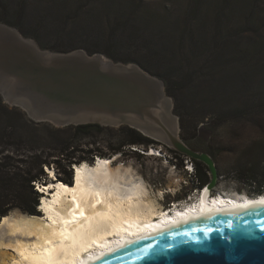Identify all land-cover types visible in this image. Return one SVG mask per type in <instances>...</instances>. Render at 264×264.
<instances>
[{"label":"rangeland","instance_id":"374dc122","mask_svg":"<svg viewBox=\"0 0 264 264\" xmlns=\"http://www.w3.org/2000/svg\"><path fill=\"white\" fill-rule=\"evenodd\" d=\"M152 16H159L161 23L144 32L150 37L157 36L160 55L155 60L142 51L140 58L150 64H182L195 85L206 84L208 88L205 91L198 89L201 96L195 91L193 100L186 97L184 112L192 122L186 131L188 141L182 139L180 119L172 110L171 118L180 127L179 138L192 151L207 153L214 159L219 171L218 184L212 190L214 194L256 196L258 186L249 179L256 177L264 181V0H0V17L39 38L46 47L33 37L28 39L34 40L41 49L59 53L64 52L56 48L78 45L105 49L111 36L117 30L122 32L123 21H139L138 25L126 26L129 34L135 36L137 27H145L142 21L148 22L146 19ZM0 24L19 31L7 22ZM87 24L92 27L86 30ZM225 33L231 38L227 39ZM116 44L115 54L119 56L131 54L135 57L137 54L134 47L120 49L129 46ZM74 51L86 52L83 49ZM220 64L222 67L227 64L226 71L219 74L220 78L214 77L213 69ZM222 76L226 78L225 90ZM168 97L175 108L174 99ZM0 98L11 111L46 125L43 129L46 138L51 134L50 127L65 128L49 121L36 122L24 109L1 95ZM224 119L228 120L223 122ZM194 123L198 125L196 136L193 134ZM120 128L108 127L91 139H84L85 144L97 142L85 150L94 148L109 157L111 148L127 137ZM20 132L28 130L24 126ZM151 140L156 144L148 148L127 147L124 156L114 155L117 161L112 162L113 166L122 164L135 171L164 209L174 203L185 204L200 190H196L197 182L193 181L196 166L193 165L194 172L189 171L192 157L165 140ZM153 149L156 151L151 154ZM158 149L162 152L156 153ZM132 150L138 151L137 154ZM203 166L201 162L200 173ZM49 170L54 172V177L48 175L49 182L55 175L59 178L54 169L46 168V172ZM70 173L68 170L60 177L70 179ZM4 252L0 250V255Z\"/></svg>","mask_w":264,"mask_h":264},{"label":"bare ground","instance_id":"6f19581e","mask_svg":"<svg viewBox=\"0 0 264 264\" xmlns=\"http://www.w3.org/2000/svg\"><path fill=\"white\" fill-rule=\"evenodd\" d=\"M1 28V43L7 39L10 41L14 36L22 38L21 34L14 28L13 30ZM22 40L25 41L26 45L22 54L29 56L30 60L35 57L38 59L40 57L46 59L52 57V54L43 55L41 53V55L37 52V46L34 42L23 38ZM73 55L75 58L72 61L85 62L86 60L81 52ZM96 57L97 59H95ZM96 57L88 58L89 63L96 60L95 62L101 64L102 67L112 64L108 58L99 57L97 54ZM78 65L83 67L91 65L87 67H92V70H95V66L92 64ZM40 66L43 69L39 68ZM44 68H47V64L22 61L16 55V51L10 47L0 49V79L6 81L9 76H12L13 83L17 84L14 93L29 98L35 106V102L37 103L39 99L43 100V96L48 91V86L43 80L44 74L48 71ZM80 69L82 74L77 72L72 64H69V69L66 72L76 76L79 80L77 82L83 80L84 85L92 88L93 91L95 89L94 84L91 85L85 80L87 76L83 68ZM137 71L142 72L138 68ZM78 74L81 75L78 76ZM70 82L71 79L66 84H70ZM151 85L152 90L150 89L151 86L148 87V83L145 84L146 90L142 89L136 92L120 90L119 98L107 102V105H88L89 108L80 107L81 103L78 105L80 109L86 110L88 113L94 112V106L98 109L111 108L109 112L106 111V114L117 119L118 113H121L124 106L142 107L145 110L160 106L161 110L163 106L165 107L170 103H167L168 98L164 96L161 89L159 91L161 84L158 80L154 79ZM45 87H47V91ZM74 87L76 86L72 85L71 88ZM106 92L109 90L101 91L100 97L104 93L107 97L108 93ZM9 93L11 92L9 91L8 94L4 92L5 98L10 100L13 98L17 100V103L21 101L20 98L15 99ZM82 95L84 96L75 88V98L81 99ZM163 99L165 100L164 103ZM118 103H123V105ZM19 105L30 116L37 117L40 115L39 112H35V108ZM54 107L53 109H58L59 112L67 113L77 109L75 107L64 108L62 105H57L58 108ZM142 116L144 122L147 123L148 115L143 112ZM115 127L118 126L115 124ZM164 128L169 134L164 137L151 128L149 130L139 129L146 136L162 139L170 145H174L172 136L178 138L179 133L177 121L172 118L170 122L165 121ZM151 151V154H154L156 149ZM148 152L150 153V149ZM114 158L98 157L99 160L95 164L85 162L76 165L72 184L57 180L56 177L49 182V185L44 184L43 191L46 194H43L42 198L44 199L39 206L41 215H30L21 211L22 214L14 210L1 218L0 250H5V252L2 256L0 255V264H89L115 252L126 244L165 231L177 224L208 214L227 213L264 202V194L252 197L245 193H237V195L222 193L218 201L209 204L207 194L212 190L206 187L201 203L194 201L187 209L186 204L174 203L175 205L169 209H164L159 204L160 202L158 203L151 195L144 179L137 176L130 167L122 164L113 166L112 162L117 161ZM187 204L190 205L191 203L188 202Z\"/></svg>","mask_w":264,"mask_h":264},{"label":"water","instance_id":"95a60500","mask_svg":"<svg viewBox=\"0 0 264 264\" xmlns=\"http://www.w3.org/2000/svg\"><path fill=\"white\" fill-rule=\"evenodd\" d=\"M1 27L13 30L12 27L4 24H0ZM19 34L21 33L19 32ZM21 36L23 39L34 42L37 46V52L43 55L49 53L52 54V57L50 59L42 57L38 59V57H35L30 60L29 56L22 54L26 47L25 41L16 36L13 39L11 38L10 41L7 39L3 41L4 43L0 42V49L10 47L16 51V55L22 61H36L37 64H47V68L44 69L48 73L44 74L45 78L43 80L48 86V91L47 87H45L46 95L43 96V100L39 99L37 103L35 102V106L29 98L14 93L17 84L13 83V77L9 76L6 81L0 79V95L5 100L21 108L22 106L19 104L27 108H35V112H39L40 115L37 117L31 116L34 121H49L59 127L85 124L115 127L116 124L118 127L129 126L142 134L143 132L140 129L149 130L151 128L159 132L163 137L169 135L164 126L165 121L170 122L174 104L172 99L167 96L164 86H162L163 83L159 78L146 72L135 63H117L104 55L97 54L99 57L108 58L112 62V64L103 66V68L101 64L95 62L96 60L89 63L88 58H95L96 55H89L84 51L59 53L43 50L34 40L27 39L22 34ZM32 50L34 51V49ZM80 52L86 57L85 62L72 61L75 58L73 54ZM69 64H72L77 69V72H81V74L82 70L80 68H83L87 76L85 80L91 85L94 84L95 89L93 91L92 88L84 85L83 80L77 82L79 80L76 76L66 72L69 69ZM78 64H92L95 66V70H92V67H87L91 65L83 67ZM39 68L43 69L41 66ZM137 68L142 72L137 71ZM81 74H78V76ZM70 79V84H66ZM154 79L160 82L161 88H159V91L161 89L164 96L168 98L169 102L167 101V103H170V106L167 104L161 110L160 106L157 107L158 109L153 107L150 110L142 109V107L132 108L124 106L121 109V113L117 115L118 119L111 118L106 114V111L109 112L111 108L98 109L95 107L99 106L97 104L107 105V102L117 100L120 90L123 89L128 92L146 90L145 84L148 83V87L151 86L150 89L152 90L151 82ZM9 80L12 81L11 84ZM72 85L76 87L71 88ZM75 88L77 92L84 94L81 99L75 98ZM7 90L11 92L9 94L15 99L20 98L21 101L17 103V100L13 98L11 100L5 98L4 92L8 94L9 91ZM107 90H109V92H106L110 96L107 94L109 99H106L105 93L100 97V92ZM164 102L165 100L163 99ZM78 103H81L80 107L83 108H89L88 105H95L93 108L94 112L88 113L86 110L80 109ZM118 104L123 105V103ZM57 105H62L64 108L75 107L77 109L69 113L61 110L64 112L62 114V112H59L60 110L53 109V106L58 108ZM143 112L148 115L147 123L144 122ZM146 137L154 139L150 136ZM172 140L178 150L203 162L209 168L212 179L210 184L205 187L213 190L219 180V171L214 159L207 153L192 151L179 138V133L178 138L172 136ZM45 184L49 185V183ZM38 211L40 212L39 208ZM17 212L22 213L21 210H17ZM89 264H264V202L227 213L208 214L177 224L165 231L126 244L115 252Z\"/></svg>","mask_w":264,"mask_h":264},{"label":"trees","instance_id":"16d2710c","mask_svg":"<svg viewBox=\"0 0 264 264\" xmlns=\"http://www.w3.org/2000/svg\"><path fill=\"white\" fill-rule=\"evenodd\" d=\"M198 4L200 5V3ZM146 20L149 23L143 20L142 25L145 27H137L135 36L129 34L126 29V26L134 23V21H123L124 26L122 32L117 30L109 39V44L111 46L108 44L105 49L97 46L91 48L86 45L56 49L64 53L83 49L90 55H107L111 60L117 63L138 64L146 72L161 79L165 84L167 95L172 97L175 101L174 112L180 119L181 137L183 140L188 141V132L186 131L192 122L189 118L187 119V114L184 112L186 97H190L189 99L193 100L196 94L195 91H197L196 95H199L198 89L205 91L208 88L206 84L195 85L192 76H190L189 73L186 74L182 64H150L140 58V55H143L142 51H146V53L155 60L157 56L160 55L158 54L159 43L156 41L157 36H147L144 30L155 27L156 24H160L161 19H159V16H152L149 20ZM3 22H7L9 25L12 24L0 17V23ZM138 24L139 21L134 23V25ZM16 27L19 28L18 25ZM84 27L87 30L92 26H88L87 24ZM19 31L27 38H35L43 48L46 47L41 40L34 35L26 34L21 28H19ZM223 35L227 39L231 38L227 33ZM115 42L119 43L121 46H129L120 47V49H131L134 47L137 54L135 57L131 54L123 57L115 54L114 48L118 47ZM226 65L227 64H223V67L221 64L217 65L216 68L213 69L214 77L217 76L220 78L222 73L226 71ZM225 79V77L221 79L223 81V90H225ZM227 120L228 119H224L223 122ZM24 126L28 130L26 133L20 132V129ZM45 127L46 125L34 123L17 111H11L0 98V218L9 215L16 209L30 215L40 214L38 208L41 202V195L36 190V183L42 185L49 183L46 168L55 170V173L59 176L57 180L72 184L75 165H81L85 162L95 164L97 157L107 156L105 153L94 148L85 150L89 145L94 147L97 142L93 140L85 144L83 140L86 138L91 139L93 136L102 133L108 127H102L98 124L71 125L65 128L50 127L51 134H49L47 138L44 137L43 133ZM193 127V134L196 136L198 125L194 123ZM120 130L126 132L127 137L120 140L115 147L111 148L112 152L109 154L110 158L114 155L124 156L127 147L148 148V146L156 144L153 140L143 136L139 131L131 127L124 126L121 127ZM132 151H134L135 154L138 152L135 150ZM80 153H86L87 155ZM190 161L197 169L194 178L192 177L193 181L197 182L195 186L196 190L202 189L210 184L212 177L208 174L210 173L209 168L204 164V169L202 173H200L199 165H201V162L194 158H190ZM68 170L71 171L70 179H62L60 177L62 173H66ZM249 181L256 183L258 186L255 191L256 195L264 194V181H259L256 177L249 179Z\"/></svg>","mask_w":264,"mask_h":264},{"label":"built area","instance_id":"2783aa9c","mask_svg":"<svg viewBox=\"0 0 264 264\" xmlns=\"http://www.w3.org/2000/svg\"><path fill=\"white\" fill-rule=\"evenodd\" d=\"M160 152H161V150H159L158 153H160ZM189 171H190V172H194L193 164H192V169H189ZM199 193H200V190L197 191L195 195H193L194 198H192V199H190V200H186V201H185V204L187 205L188 201H192L193 199L196 201V200L198 199V195H199ZM174 205H175V204H174ZM180 208H181V207H180Z\"/></svg>","mask_w":264,"mask_h":264},{"label":"clouds","instance_id":"9594fccd","mask_svg":"<svg viewBox=\"0 0 264 264\" xmlns=\"http://www.w3.org/2000/svg\"><path fill=\"white\" fill-rule=\"evenodd\" d=\"M206 188V187H205ZM203 189V188H202ZM202 189H200V191L202 190ZM226 194V193H225Z\"/></svg>","mask_w":264,"mask_h":264}]
</instances>
